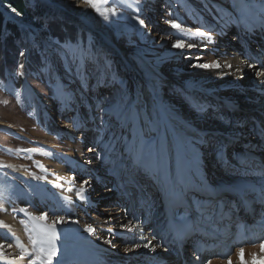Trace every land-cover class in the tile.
Returning <instances> with one entry per match:
<instances>
[{
	"label": "rangeland",
	"instance_id": "374dc122",
	"mask_svg": "<svg viewBox=\"0 0 264 264\" xmlns=\"http://www.w3.org/2000/svg\"><path fill=\"white\" fill-rule=\"evenodd\" d=\"M26 1L28 7H34L36 3L48 4L51 7L47 11L48 16L43 20L54 17L76 25L79 31L88 30L91 35L96 36L94 40L97 41V48L93 51L86 50L82 55L77 53L79 56L71 55L61 50L54 42H46L42 32L30 23L20 24L18 17L13 19L25 31L24 49L21 50L24 57L27 56L29 45L35 48V40L38 39L43 45L44 53L54 54L56 51L58 55H55V58H63L64 62L56 63L52 70L41 72L33 69L32 73L26 75L24 63L16 60L14 77L24 74L27 76L25 81L32 96L22 94L17 96L13 91L10 92L0 86L1 258L15 261L23 256L22 260L28 264L31 259L40 255L38 249L41 244L34 247L31 241L38 240L32 219L36 218L38 222L46 223L39 219L41 214L47 215L46 224L50 225L58 216H63L66 222L57 224L55 228L57 230L75 229L77 226L83 228L81 223L86 216L80 211L78 201L75 203L66 196L67 191L74 192L73 198L77 196L85 181L88 183L84 185V189L90 194L91 199L96 198L97 194L102 195L104 192L107 194L104 198H98L96 202L104 204L105 207L100 205L97 209L94 208V211L107 208L119 210L121 204L126 202L125 194L119 192L121 189L133 188L129 186L130 179H133L135 189L138 190L141 171L145 190L153 192L154 195L157 193L156 185L149 180L147 170L141 169V165L136 168L132 165L129 167L123 165L121 172L117 166L122 163L129 144L128 137L133 132L134 118L129 117V113L132 115L136 109L135 118L145 114L149 107L148 99L150 102L162 99V107H165V104L182 109L176 113L178 121L183 119L178 115L184 116V108L187 109L189 99L199 115L191 114L189 109L187 111L193 118L203 117L208 123L207 127L222 125L224 118H228V113L231 115L230 118L233 120L227 119L229 124H223L230 128H239L238 134L236 132L230 136L225 134L226 139L220 140V134L203 132L209 133V137L196 145V152L206 169L205 178L215 189L223 187L220 184H223L220 176L231 173L229 168L231 162L225 164L223 153L228 154L234 143L247 142V139L253 136L257 140L260 135H264L258 128L254 130L260 119L255 112H249L246 118H236L238 113L233 108H226L225 100L221 105L209 101L205 99L209 94L194 89L190 91L185 84L207 79L212 71H217L216 67L203 69L193 65L213 62L220 64V55L214 57L211 53L219 49L218 53L226 57L227 44L232 49L238 50L236 46L243 48L244 53L242 50L236 53V58L241 64L256 62L258 56L264 53V47L255 44L252 45L253 48L251 45L247 46L245 37L242 40L237 39L233 34L234 30L229 27L236 24L235 19L242 13L246 15L244 13L247 11L246 5L255 6H250L248 10L252 12L257 9L255 17L264 16V0H244L240 6L234 0H102L101 11L108 17L107 19L82 0ZM1 8L6 17L11 13L7 7ZM141 20L144 21L143 25L140 24ZM171 22L179 24L180 28L173 29ZM227 28L228 34L224 39L226 44L214 42L220 32ZM257 28L259 34H262L264 21ZM40 30H46L45 26ZM199 33H205V36ZM239 33H242V30ZM209 36L210 40L206 38ZM250 40L252 41V39L247 41ZM177 41L183 43L184 48L173 47ZM190 44L193 47L189 48ZM247 48L251 49L248 53ZM157 56L163 57L161 61L157 62L154 59ZM146 59L151 60L150 67L145 63ZM262 62L264 65V61ZM111 78L114 83H110ZM234 90L237 91L236 88ZM130 99L132 103L129 113L125 114L121 122L112 109L131 102ZM234 99L236 102L247 101L237 96ZM198 102H202L206 109H200ZM241 104L236 106L239 108ZM233 122L236 124L232 126ZM240 122L241 127H238L237 123ZM258 141L264 145L261 139L258 138ZM117 145L119 149L115 154ZM157 145L158 140L153 135L149 142V148L153 153L154 149L157 152ZM88 149L93 152L91 157L84 155ZM211 149L214 151L211 152ZM219 154L223 162H220ZM132 156L133 154L131 158ZM137 161L139 158L135 157L134 162L138 163ZM210 166L211 169H208ZM99 168L105 173L108 172L105 175L108 185H102L104 190L101 191L99 190L101 182L98 178L85 177ZM99 176L97 173V177ZM187 179L188 187L199 185L194 179L189 177ZM90 186L93 188L89 189ZM198 188L200 191L197 194L205 196L201 187ZM194 195L197 196L196 193ZM25 196L28 202L24 200ZM158 206L159 203H156L151 208L158 210ZM174 206L175 204H171L168 209ZM20 209L25 211L21 212ZM94 211L90 210L89 214L99 218L98 214L101 212ZM122 211L123 208L118 213L121 214ZM6 216L20 226L25 241L27 240V248L20 246L13 238L12 232L7 228ZM85 226L88 227V224ZM138 237L141 238L139 233ZM122 238L126 239L124 236ZM119 240L117 236V244ZM118 249L121 251L122 246ZM170 259L174 260V257ZM168 260L166 263L170 264Z\"/></svg>",
	"mask_w": 264,
	"mask_h": 264
},
{
	"label": "bare ground",
	"instance_id": "6f19581e",
	"mask_svg": "<svg viewBox=\"0 0 264 264\" xmlns=\"http://www.w3.org/2000/svg\"><path fill=\"white\" fill-rule=\"evenodd\" d=\"M214 42L226 44L223 37H216ZM228 46L229 45L227 44L228 50L225 51V59H219L221 60L219 64L220 67L217 68V71H212L207 79H201L196 83L185 82V84H187L190 89L199 90L202 93L209 94V97H211L212 100H225L227 102L225 107L228 109L232 108V105L236 106L239 105V103H242L239 106V110H241L240 114H238L236 118H246L249 112H255L260 116V119L258 122L259 125L255 124L254 130L255 128H258L260 133H264V81L263 76L258 77L256 75L257 71L264 72L263 62L260 59H256V62L254 63H247L245 65L241 64L239 59L236 58V53L240 49L236 50ZM223 52L224 51H221V53ZM162 58V56L154 57L157 62L161 61ZM144 61L146 64H149L150 67L151 60L146 59ZM157 62L155 65H157ZM228 65H231V67ZM249 65H252V67H249ZM235 88L237 91L234 90ZM236 96L239 98H245L247 101L236 102L234 99ZM148 102V110L145 114L139 116V118H134L133 126L134 128H137L136 138L140 141L142 139L148 140V150L144 154L145 162L143 166L148 172L149 180L156 185L157 193L155 194V197H157L156 203H159L160 209L153 210V212L151 207H143V209L146 214L152 213L153 219L157 220L158 218H162L164 220L162 235L169 238L174 235L170 229L172 220H192L193 217H197V221L198 219H201L200 225H203L207 220L206 217L200 218L199 215L193 213V211L190 212L189 210L184 209V201L186 199L184 195H186L188 191L184 195L177 193L174 183L175 178L172 174L174 161L177 160L180 163H183L186 167L188 166L187 170L189 171H187V175L190 179H193L195 174L202 175L205 178L206 169L203 166L200 155L196 152L197 143L208 138L209 133L220 134V140H225V134H228L229 136L232 135L233 132L238 134L240 130L239 128H230L224 124L207 127L208 123L203 117L193 118L186 108H184L185 112L183 113L184 116H182L183 119L178 121L176 119V113H179L182 109L177 107L172 108L165 104V107H159L156 103L150 102L149 99ZM159 102L163 104L162 99ZM234 124H236V122H233L232 126ZM237 126L241 127V122L237 123ZM203 132L209 133L206 134ZM153 135H155L158 140V150L156 152L158 155L157 157H155V154L149 148V142L152 140ZM258 138L259 140L261 139V142L264 144V135H260ZM221 142L223 143V141ZM92 153V150L89 151L88 149V152L84 155L91 157ZM227 153L231 162H229L231 173H228L230 175L222 174L220 176V181L223 182V184H220L223 187L216 189L218 191V196L220 194L224 195L222 190L226 187L235 186L239 183V180L240 182L256 181L259 175L264 174V145H261L258 140H255V138L251 143L249 141L234 143L233 147L228 150ZM139 155H141V150L137 151L134 158H139ZM231 158L233 161H231ZM211 164L213 166V163ZM165 176L169 177L168 191L170 199L168 200V208L171 207V204H175L173 207L175 208L174 210L173 208L169 209L171 219L161 214L166 208V205L164 203V193L159 186L161 185V179ZM198 186L201 187L200 185ZM198 186L193 190L197 195L194 197L195 203L200 202V205L209 204L213 199H208L206 196H200V193L197 194L200 191ZM73 193L67 191V196L66 194L65 196L73 199ZM104 193L102 195L97 194L96 198L93 197V201L88 197H83V199L79 200V203L83 208L94 207L95 202H98V198H104L107 195ZM226 198L227 197H221L220 199ZM222 202H229L231 208L236 207L235 201L223 200ZM219 208L220 204L219 201H217L214 212H211L209 215L214 216L216 222L220 220L219 213L221 210ZM90 210L94 211V208L87 209V211ZM118 211L119 210L116 208L101 210V213L98 214L99 218L90 215L91 217H89V219L84 220L83 223H81L84 226L83 228H78L77 226L75 229H55V233L51 231V225L46 224L47 220L42 221L46 222L45 224L35 220L36 218L32 219V221L35 228V234L41 242V246L45 249L55 247L56 256L53 258L52 264H71L72 262L75 264H88V262L84 261L82 257L91 259V262L94 264H158L163 261L167 262L168 259L172 258V256H169L164 249L155 247V251H153L150 247L145 248L143 246L146 243L138 244L136 239L139 238L137 239L138 242H142V239L138 237L140 229L137 225H134L132 231L128 233L129 240L132 238L135 239L134 245L129 246L127 254L118 255L115 249V245H117L116 234L122 231L124 227L123 224H126L125 218H123ZM198 211L201 213L200 209ZM204 211L208 212L207 210ZM5 219L6 224L8 225L7 228L12 232V236L16 242L20 246L27 248V240L25 241L20 226H18V224L9 216H6ZM87 224L88 226L94 225L92 226V229L94 228L92 233L85 231V225ZM217 226L220 227L219 222ZM192 227V231H196V235L189 240L188 244L192 246L193 249L185 256L191 261L194 260L195 252L197 251L199 258L201 257L202 253L199 246L204 243V238H200L199 234L204 233L206 235L205 232L196 229L195 224ZM53 234L56 236V239L49 243ZM153 237L154 233H149V239H152ZM262 244H264V241L259 245H253L241 249L243 250L242 262L238 261V256L241 253V250H239L237 251L236 256L234 254L231 255L225 262L221 263V261L213 259L209 261L208 264H261L264 261V252L261 251ZM228 253L230 252L228 251ZM174 260L176 261L177 259L174 257ZM0 264H25V262L22 259L14 261L12 259H4L0 257ZM177 264L180 263L178 262Z\"/></svg>",
	"mask_w": 264,
	"mask_h": 264
},
{
	"label": "trees",
	"instance_id": "16d2710c",
	"mask_svg": "<svg viewBox=\"0 0 264 264\" xmlns=\"http://www.w3.org/2000/svg\"><path fill=\"white\" fill-rule=\"evenodd\" d=\"M2 6L11 11L7 17ZM12 8H15L16 12H13ZM50 8L48 4L43 3L28 7L26 0H0V86L7 88L10 92L13 91L17 96L20 94L32 96L27 88L25 77L32 73L33 69L46 72L48 69L52 70L56 63H63L64 59L55 58L58 54L54 50V54L44 53L43 45L38 39L35 40V48L29 45L27 56L21 55V50L24 49L25 31L21 25L14 22V18L18 17L20 24L30 23L42 32L46 42H54L61 50L71 55L79 56L86 50L93 51L97 48V41L94 40L96 36L93 34L92 36L88 30L79 31L76 25L54 17L43 20L48 16L47 11ZM43 26L46 28L44 31L40 30ZM16 60L24 63L26 75L14 77Z\"/></svg>",
	"mask_w": 264,
	"mask_h": 264
},
{
	"label": "snow or ice",
	"instance_id": "6c2138e0",
	"mask_svg": "<svg viewBox=\"0 0 264 264\" xmlns=\"http://www.w3.org/2000/svg\"><path fill=\"white\" fill-rule=\"evenodd\" d=\"M82 2L84 4H86L88 7L92 8L93 10H95L99 15L101 16H104L105 19H107L108 17L105 16V14L101 11V4H102V0H82ZM12 11L13 12H16V9L15 8H12ZM17 15H20V13H17ZM140 24L143 25L144 24V21L141 20L140 21ZM171 27L173 29H178L180 28V25L175 23V22H171ZM199 35L201 36H205V33H199ZM207 39H211L210 36L209 37H206ZM173 47H176V48H184V44L181 43L180 41H177V43L175 45H173ZM189 48L193 47V45H188ZM21 55H24V53L22 52ZM197 59H199V57H197ZM194 67H199V68H203V69H207V68H211V67H220L219 63L217 62H213L212 64H209V63H197L195 65H193ZM229 67H231V65H228ZM249 67H252V65H249ZM256 75L259 77V76H264V72L262 71H257L256 72ZM264 134V133H262ZM88 182L85 181L84 184L81 185V188H80V192L77 193V195H80L81 193L84 192V185L87 184ZM21 212L25 211L24 209H20ZM40 220H46L47 219V215L46 214H41V216L39 217ZM66 222L64 217L63 216H58L53 222H52V225H51V231L53 233H55V228H56V225L57 224H60V223H64ZM72 223H77V221H71ZM0 224H2V222H0ZM85 231L89 232V233H92L93 232V229L88 226L86 227ZM56 239V236L53 234V236L50 238V241L49 243H51L52 241H54ZM32 245L34 247H36L38 244H40L41 242L36 240V239H32L31 241ZM145 248H151V250L155 251V245H152L151 241H149L148 243L144 244L143 245ZM261 248L262 250H264V244L261 245ZM39 253L40 255H37L35 257V259H31L28 264H37V262H39V264H52V261H53V258L56 256V250H55V247H50V248H47L45 249L44 247H39ZM243 250H241L242 252ZM20 259H24L23 256L19 257Z\"/></svg>",
	"mask_w": 264,
	"mask_h": 264
}]
</instances>
